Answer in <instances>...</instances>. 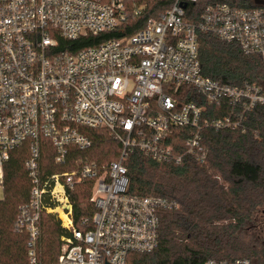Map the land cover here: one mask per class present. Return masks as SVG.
<instances>
[{
    "label": "built area",
    "instance_id": "2783aa9c",
    "mask_svg": "<svg viewBox=\"0 0 264 264\" xmlns=\"http://www.w3.org/2000/svg\"><path fill=\"white\" fill-rule=\"evenodd\" d=\"M162 1L163 10L127 34L139 23L136 19L149 13L146 1L0 0V185L11 151L28 144L30 202L21 208L16 230L29 234L32 263L43 212L55 215L68 232L60 263L131 264V254L152 253L159 245L160 212L178 205L130 195L125 154L140 149L158 163L174 164L188 155L204 164V128L242 130V108L264 105L261 87L209 79L199 59V35L209 33L264 61V6L210 5L195 22L186 19V8L198 0ZM115 32L121 35L94 45L62 44ZM184 88L211 106L227 101L234 110L205 118L204 106L179 100ZM83 128L107 129L123 146L120 160L102 169L93 164L42 175L41 141L48 140L55 161L64 163L70 146H92ZM179 128L189 130L185 151L177 141ZM85 180L93 183L95 212L78 228L70 191ZM205 264L254 263L242 258Z\"/></svg>",
    "mask_w": 264,
    "mask_h": 264
},
{
    "label": "trees",
    "instance_id": "16d2710c",
    "mask_svg": "<svg viewBox=\"0 0 264 264\" xmlns=\"http://www.w3.org/2000/svg\"><path fill=\"white\" fill-rule=\"evenodd\" d=\"M149 13L128 29L133 34L150 14L163 10L162 0H144ZM226 4L232 8H257L255 0H198L189 3L186 19L198 21L210 5ZM111 33L89 38L70 46L98 44L103 38L118 37ZM64 46V45H63ZM199 59L205 77L233 87L256 84L264 91V61L246 55L237 44L226 43L212 34L199 35ZM177 97L182 102L195 101L205 107V118H221L230 114L235 105L223 101L211 106L193 90L184 88ZM92 146L80 150L69 147L64 163L55 161L53 147L41 141V174L73 172L95 164L100 169L120 160L121 142L107 129L83 128ZM181 150L189 130L179 128ZM182 134V135H181ZM202 143L207 160L199 164L184 155L181 164L158 163L140 149L128 151L123 164L129 179L128 193L135 197H162L175 201L173 210L160 212L159 245L150 254H131V264H205L209 260L234 261L246 258L264 264V105L251 110L242 108V130H202ZM28 144L11 151L3 167L0 200V264H72L59 262L62 237L68 232L53 214L43 212L39 220L40 237L35 248L36 262H31L26 231L16 230L21 208L30 202L32 182L25 162ZM91 180L76 183L70 191L74 224L90 219L95 207L90 201ZM259 231L251 234V230ZM251 237L248 238V236Z\"/></svg>",
    "mask_w": 264,
    "mask_h": 264
},
{
    "label": "rangeland",
    "instance_id": "374dc122",
    "mask_svg": "<svg viewBox=\"0 0 264 264\" xmlns=\"http://www.w3.org/2000/svg\"><path fill=\"white\" fill-rule=\"evenodd\" d=\"M3 198V190H2V187H1V185H0V200ZM253 233H255V234H258L259 233V231H257V230H251V234H253ZM261 234V236L263 237V239H264V232H262V233H260ZM249 237H251V235H249L248 236V238Z\"/></svg>",
    "mask_w": 264,
    "mask_h": 264
},
{
    "label": "water",
    "instance_id": "95a60500",
    "mask_svg": "<svg viewBox=\"0 0 264 264\" xmlns=\"http://www.w3.org/2000/svg\"><path fill=\"white\" fill-rule=\"evenodd\" d=\"M257 6H264V0H255Z\"/></svg>",
    "mask_w": 264,
    "mask_h": 264
}]
</instances>
